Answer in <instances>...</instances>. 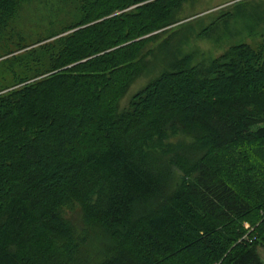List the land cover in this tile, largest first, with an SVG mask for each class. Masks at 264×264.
<instances>
[{"label":"trees","instance_id":"16d2710c","mask_svg":"<svg viewBox=\"0 0 264 264\" xmlns=\"http://www.w3.org/2000/svg\"><path fill=\"white\" fill-rule=\"evenodd\" d=\"M184 1L0 0V264H263L264 43L173 54L119 106Z\"/></svg>","mask_w":264,"mask_h":264},{"label":"rangeland","instance_id":"374dc122","mask_svg":"<svg viewBox=\"0 0 264 264\" xmlns=\"http://www.w3.org/2000/svg\"><path fill=\"white\" fill-rule=\"evenodd\" d=\"M50 13V8L40 3L25 4L20 9L19 21L22 26L29 27L30 40L38 33L46 35L51 30ZM175 19L176 22L159 32L152 43L153 53L148 58L154 63L134 80L120 100V107L126 106L136 90L166 68L173 60V54H189L194 62H198L216 57L238 42L264 43V0H186ZM7 65L0 64V78L5 75L1 72ZM182 138L186 137L183 135ZM61 213L82 232L85 244L92 245L94 239L98 238V230L83 223L79 205L67 204ZM244 226L247 230L251 228L248 222H244ZM243 236L248 238V231ZM263 248H259L262 260Z\"/></svg>","mask_w":264,"mask_h":264},{"label":"crops","instance_id":"0c3cea01","mask_svg":"<svg viewBox=\"0 0 264 264\" xmlns=\"http://www.w3.org/2000/svg\"><path fill=\"white\" fill-rule=\"evenodd\" d=\"M261 252H262V256H263V263H264V248L261 250Z\"/></svg>","mask_w":264,"mask_h":264}]
</instances>
